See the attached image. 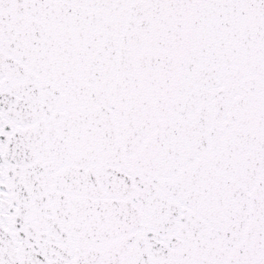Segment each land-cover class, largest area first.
Here are the masks:
<instances>
[{"label": "snow or ice", "instance_id": "obj_1", "mask_svg": "<svg viewBox=\"0 0 264 264\" xmlns=\"http://www.w3.org/2000/svg\"><path fill=\"white\" fill-rule=\"evenodd\" d=\"M0 264H264V0H0Z\"/></svg>", "mask_w": 264, "mask_h": 264}]
</instances>
